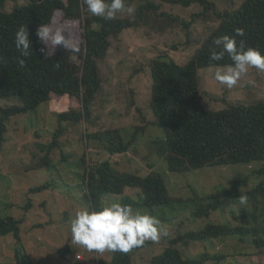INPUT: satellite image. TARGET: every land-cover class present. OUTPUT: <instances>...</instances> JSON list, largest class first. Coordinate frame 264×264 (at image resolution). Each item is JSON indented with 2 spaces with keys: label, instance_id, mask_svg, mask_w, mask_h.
<instances>
[{
  "label": "rangeland",
  "instance_id": "rangeland-1",
  "mask_svg": "<svg viewBox=\"0 0 264 264\" xmlns=\"http://www.w3.org/2000/svg\"><path fill=\"white\" fill-rule=\"evenodd\" d=\"M210 1L215 2L217 11L221 12L233 11L243 2ZM26 3L27 0H7L5 9L11 12ZM128 5L135 7L134 15L118 13L117 18H134L138 4ZM200 12L202 7L197 4L189 8L161 4L158 13H165L170 18L149 12L143 26L127 29L111 39L106 59L99 62L103 91L97 96L91 118L79 124H65L60 147L49 154L52 159L50 168L36 167V163L47 156L42 145L53 141L58 128L56 114L81 108L80 101L55 95L48 105L41 106L37 111L12 118L6 141L0 149V216H13L22 221L21 243L18 246L13 235L0 236V264H98L100 259H112L111 251H89L72 240L71 221L77 211L84 207L92 208V203L85 196L86 166L82 163L85 158L90 162L109 161L118 171L141 177L156 172L162 176L169 195L174 199L170 205L150 209L140 204L139 190L131 188H127L123 196L102 198L103 204L120 202L155 215L169 233L158 242L149 241L145 249L134 251L132 264L148 263L152 257L160 255L178 234L202 230L208 224H253L250 196H246L247 202L243 204L239 199H222L219 209L212 211L209 217L196 218L194 213L208 202L206 198L230 188L234 181H241L239 189L242 193L264 182V174L256 173L264 168L262 163L230 164L175 173L170 171L165 157L161 155L165 135L163 128L155 125L150 107L152 77L149 64L164 54H169L178 64L187 63L220 22L213 13L192 20L193 15ZM63 16L62 12H57L51 32L72 37L71 48H78L79 51H72L71 56L81 65L83 21L67 22ZM183 21H192L191 28H185ZM47 46L49 55L61 49L51 40ZM224 70L226 67L212 66L199 72L200 92L207 110L220 111L226 109L229 103L249 105L264 100V72L251 69L236 86L229 89L214 79L216 71ZM13 103L12 100H0V107ZM145 125L146 130L137 143L122 154L111 155L99 142H89L84 137L85 133L119 129L127 141L137 127ZM44 185L47 188L42 192H31ZM125 196L131 197L132 201H125ZM68 242L72 250L62 258L58 250ZM177 248L185 258H194L205 252L222 253L225 259L219 264H264V254H260L250 241L242 242L239 238L187 242Z\"/></svg>",
  "mask_w": 264,
  "mask_h": 264
},
{
  "label": "trees",
  "instance_id": "trees-1",
  "mask_svg": "<svg viewBox=\"0 0 264 264\" xmlns=\"http://www.w3.org/2000/svg\"><path fill=\"white\" fill-rule=\"evenodd\" d=\"M6 1L0 0V100H12L14 103L0 107V149L6 141L13 117L37 111L41 106L48 105L55 95L78 99L81 108L56 114L58 128L53 141L42 145L47 156L36 163V167L50 168L52 159L49 154L60 147L65 124H79L91 118L97 96L103 91L99 62L106 59L111 39L127 29L143 26L149 12L170 18L165 13H158L161 4L186 8L197 4L202 7V12L193 15L192 20L213 13L220 20L219 25L197 47L187 63L178 64L169 54H164L149 64L152 77L150 107L155 125L159 124L165 135L161 155L165 157L170 171L175 173L230 164L264 165V100L249 105L229 103L224 110L210 111L203 105L199 85L200 70L212 66L227 67L232 63L227 54L220 61L210 60L211 50L216 48L213 41L217 37L233 36L235 29L243 28L245 35L237 37V40L243 39L246 47L258 48L264 53V0H243L237 9L223 12L217 11L216 3L210 0H126L127 4H138L137 14L134 18L114 20L91 15L84 0H27L25 5L11 12L5 9ZM59 11L67 22L83 21L81 65L71 56L72 37L58 33L64 37L67 47L61 43V49L49 55L47 44L37 36L39 26H53ZM182 23L190 29L193 22ZM20 26L27 27L29 31L31 45L27 57H22L15 48V34ZM19 59H24L23 66L18 63ZM146 127H137L127 141L119 129L85 133L84 137L89 142H99L106 152L116 155L127 152L137 143ZM82 163L86 166L85 196L95 210H100L104 196H123L127 188L139 190L140 204L150 209L170 205L174 201L164 179L156 172L141 177L135 173H122L109 161L90 162L85 158ZM256 173L263 175L264 168ZM240 183V180L234 181L230 188L206 198L208 202L198 207L194 215L196 218L209 217L212 211L219 209L222 199L250 196L252 225L212 223L202 230L178 234L160 255H155L146 264H207L212 261L219 264L225 259L222 253L205 252L194 258H185L177 246L226 238L250 241L260 254H264V182L246 193L240 191ZM46 188L45 185L39 186L31 192H42ZM124 200L132 201L128 196ZM21 224L22 221L13 216H0V236L13 235L20 246ZM148 244L149 241H146L128 253L111 251L112 259H100L98 264H132V253L145 249ZM71 250L68 242L58 250V254L65 258Z\"/></svg>",
  "mask_w": 264,
  "mask_h": 264
},
{
  "label": "clouds",
  "instance_id": "clouds-1",
  "mask_svg": "<svg viewBox=\"0 0 264 264\" xmlns=\"http://www.w3.org/2000/svg\"><path fill=\"white\" fill-rule=\"evenodd\" d=\"M84 3L93 16L105 20H114L118 13L124 12L131 16L136 11L126 0H84ZM244 35V29L237 28L233 36L224 35L213 41L216 48L211 50L210 60L220 61L227 54L232 61L226 70L216 71L214 75L217 82L229 89L236 86L251 69L264 72V53L258 48L246 47L243 39L237 40V37ZM37 36L45 44L51 40L56 45L62 43L67 47L64 37L58 33L53 34L47 26H39ZM30 45L28 28L20 26L15 34L16 50L22 57H27ZM72 51L78 52L79 49L73 48ZM18 63L23 66L25 61L19 59ZM238 199L242 204L247 202L246 196H239ZM71 234L74 243L99 253H128L146 241L158 242L169 235L158 217L120 202L102 203L100 210L91 207L80 209L71 221Z\"/></svg>",
  "mask_w": 264,
  "mask_h": 264
}]
</instances>
